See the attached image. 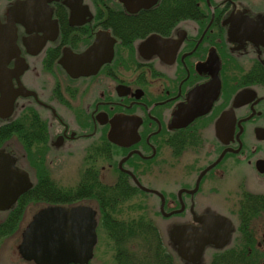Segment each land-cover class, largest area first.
I'll use <instances>...</instances> for the list:
<instances>
[{
  "label": "flooded vegetation",
  "instance_id": "flooded-vegetation-1",
  "mask_svg": "<svg viewBox=\"0 0 264 264\" xmlns=\"http://www.w3.org/2000/svg\"><path fill=\"white\" fill-rule=\"evenodd\" d=\"M0 67V150L31 181L0 264L59 203L96 211L97 245L115 229L104 264H264V0H0ZM179 227L215 239L197 262Z\"/></svg>",
  "mask_w": 264,
  "mask_h": 264
},
{
  "label": "water",
  "instance_id": "water-1",
  "mask_svg": "<svg viewBox=\"0 0 264 264\" xmlns=\"http://www.w3.org/2000/svg\"><path fill=\"white\" fill-rule=\"evenodd\" d=\"M7 48L1 46L2 54ZM0 90V116H8L19 91H13L11 83L4 80H0ZM29 180L27 173L16 166V160L0 150V209L12 205L31 186ZM96 226V212L90 207L48 206L34 216L19 250L25 259L38 264H88L97 243ZM172 234L181 256L191 261L201 257L205 244L215 241L205 233L201 237L199 228H176Z\"/></svg>",
  "mask_w": 264,
  "mask_h": 264
},
{
  "label": "rangeland",
  "instance_id": "rangeland-1",
  "mask_svg": "<svg viewBox=\"0 0 264 264\" xmlns=\"http://www.w3.org/2000/svg\"><path fill=\"white\" fill-rule=\"evenodd\" d=\"M54 171V176L55 178L57 177V170L53 169ZM74 173L70 174L67 179V183H72L73 181H75V177H74ZM55 200H58L60 197L59 196H53ZM49 200V199H48ZM47 204V203H45ZM43 203V205H45ZM42 206V203L39 205H31L30 206V210H29V213H30V216L36 211V209L38 207ZM113 227H107V228H100L99 229V242H98V245L96 247V254H95V257L94 259L91 261L90 264H104V253H105V250H106V244L108 243L109 239H108V235L110 234V232H113L115 229H111ZM20 233V232H19ZM9 237H14V239L12 240V238H9V239H5L3 241V244L2 246H4V248L6 247L7 248V251H5V256H8V257H11L14 259V262H16V264H18V252H17V245H18V242H16L18 238L21 237V234H16L14 236H9ZM11 248H15V251H12L11 252ZM10 254V255H9ZM0 256H1V251H0Z\"/></svg>",
  "mask_w": 264,
  "mask_h": 264
},
{
  "label": "trees",
  "instance_id": "trees-1",
  "mask_svg": "<svg viewBox=\"0 0 264 264\" xmlns=\"http://www.w3.org/2000/svg\"><path fill=\"white\" fill-rule=\"evenodd\" d=\"M129 230H131V229H129ZM133 230V229H132ZM150 231H152L153 232V230H150ZM143 232H145V230H143ZM132 233H134V232H132ZM154 233V232H153ZM154 235L156 236V234L154 233ZM148 238H149V236H148ZM143 239H144V242H143V250L145 251V252H151V246H152V243L150 242V241H146L145 240V238H144V236H143Z\"/></svg>",
  "mask_w": 264,
  "mask_h": 264
}]
</instances>
